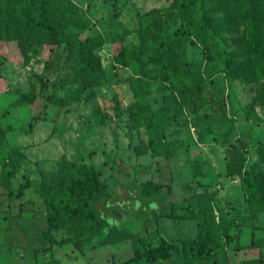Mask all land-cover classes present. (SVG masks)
<instances>
[{
	"label": "rangeland",
	"instance_id": "1",
	"mask_svg": "<svg viewBox=\"0 0 264 264\" xmlns=\"http://www.w3.org/2000/svg\"><path fill=\"white\" fill-rule=\"evenodd\" d=\"M250 1L263 22L264 0ZM2 2H7L5 13ZM36 3L0 0V174H11L16 194L10 198L0 188V225L8 229L4 235L0 228V264H119L161 239L193 237L196 220L158 217L153 212L158 204L145 203L132 188L140 180H157L164 184L159 207L174 203L184 214L197 210L200 201L214 215L219 206H239L233 179L216 173L225 146L236 138L249 147L247 166L255 164L264 199V79L256 78L250 63L235 0H202L207 26L225 45L226 63L216 51L209 59L200 46L176 33L177 0H61L74 23L69 42L59 48L43 33L23 37L21 24L13 21L18 5L39 18ZM257 35L264 68L260 24ZM89 38L95 47L78 49ZM178 40H183L187 70L204 78L198 95L170 86L152 59L161 42ZM217 88L225 97L223 116L216 115L210 100ZM45 108L47 119H34ZM61 159L92 164L113 196L99 210L102 230L83 235L82 255L72 243L48 249L40 215L43 198L34 197L40 170L57 171ZM46 179L51 187L54 179ZM26 181V196L36 200L19 207L22 190L17 187ZM118 210L120 217L114 213ZM239 222L237 237L223 250L192 264H258L257 249L236 246L254 238L264 253V211L252 217L239 208ZM56 232L57 240L75 236L65 229ZM127 264L151 263L141 258ZM157 264L182 263L173 251Z\"/></svg>",
	"mask_w": 264,
	"mask_h": 264
},
{
	"label": "trees",
	"instance_id": "2",
	"mask_svg": "<svg viewBox=\"0 0 264 264\" xmlns=\"http://www.w3.org/2000/svg\"><path fill=\"white\" fill-rule=\"evenodd\" d=\"M235 2L244 18L245 39L250 63L256 78L263 80L262 43L257 35V27L260 24V28L264 32V21L259 19L260 13L257 12L250 0H235ZM36 4L40 13L37 19L22 10L19 5L15 6L16 10L11 14L13 21L21 24L22 36L34 38L43 33L54 48H59L62 44L69 42L71 36L69 29L74 20L65 14L61 0H37ZM1 9L2 13L7 11V2L1 3ZM260 10L264 17V7L261 6ZM177 12L180 26L176 33L178 32L191 43L200 46L202 52L209 59L212 58L211 52L216 51L226 63L228 55L225 51V45L214 30L207 26L202 9V0H177ZM182 42L183 40L161 42V48L152 53V59L156 61L161 75L170 86L179 91L188 89L198 95L202 90L204 78L191 70H187ZM90 43L91 39L89 38L80 41L77 47L81 51L86 46L87 48L95 47L94 44L91 43V46ZM57 53L56 51V58L59 56ZM114 58L119 61L118 56ZM225 71H227L226 65ZM210 100L217 116L226 114L225 97L221 88H217L216 96ZM33 117L36 120H46L47 109L33 114ZM224 153L225 175L229 177L237 175L239 177L246 211L252 217L258 212L264 211L260 177L255 170L254 163L247 166L249 154L247 143L236 138L235 141L229 142L225 146ZM39 173L40 184L35 190L43 198L44 208L40 215L44 216L46 222L43 233L49 242L48 249H51L53 245L61 246L72 243V246L82 255L85 242L83 235L89 234L91 236L102 230L105 219L99 214V210L106 209V200L113 196L106 193V186L100 178V172L92 164L61 159L57 171L40 170ZM10 177L11 174L7 172L0 174V188H4L9 196L13 194L9 184ZM47 177L54 179V184L51 187L47 186L50 185L47 182L49 181L46 179ZM28 186L29 182L26 181L19 184L17 189L21 191ZM44 187L48 189L44 190ZM162 187L164 184L161 182L148 178L136 182L132 189L145 200V203L149 204L155 201L158 204L157 210H153L158 217L174 220H196V234L193 237H179L176 240L161 239L157 244L145 245L142 249L135 250L130 258L119 264H127L141 258H146L151 264H157L167 260L173 251L179 253L182 264H192L214 257L237 237L240 227L239 208L231 204L219 206L217 214L214 215L212 207L200 201L197 210H193L189 214L176 212L174 203H167L161 209L159 207L160 201L165 200L160 194ZM166 187L170 189L169 185ZM126 189L131 188L127 187ZM143 205L142 202L141 206ZM114 213L118 217L121 216L119 210ZM61 229H65L70 234L75 232V236L57 240L52 235V231ZM95 247L96 245H92L90 249ZM236 247V249H257L258 264H264V253L261 252L258 240L252 238L249 244Z\"/></svg>",
	"mask_w": 264,
	"mask_h": 264
},
{
	"label": "crops",
	"instance_id": "3",
	"mask_svg": "<svg viewBox=\"0 0 264 264\" xmlns=\"http://www.w3.org/2000/svg\"><path fill=\"white\" fill-rule=\"evenodd\" d=\"M263 111H264V108H263ZM228 109H227V115H228ZM226 115V114H225ZM250 125V124H249ZM223 150H224V148H223ZM224 152L221 154V164H220V167H219V169L216 171V173L218 174V178H220V179H222V177L223 176H225V158H224ZM223 163H224V165H223ZM227 178H229V179H233V180H231V181H233L234 182V184L232 185V187H236V190L234 191V194L236 195V198H237V201H238V204H239V206H236L235 204H231V205H233V206H235V207H237V208H241L243 211H246V209H245V207H246V204H245V201H244V198H243V192H242V189H241V185H240V179H239V177L237 176V175H234L233 177H229V176H227ZM146 180V179H145ZM154 180V179H153ZM140 181H142V180H140ZM157 181V180H156ZM159 182V181H158ZM10 185H11V188H12V190H13V194L11 195V197L10 198H15V196H16V194H15V188H14V186H13V183H12V178L10 177ZM26 189H27V187L26 188H24L23 190H22V192H19V204H20V206L19 207H21L22 205H24V204H26L27 202H29V201H31V200H33V201H35L36 199L35 198H30V197H27L26 196V194L25 193H27L26 192ZM0 193H1V190H0ZM34 195H37V196H34V197H39V194L38 193H34ZM18 204V205H19ZM27 205H28V203H27ZM23 207V206H22ZM0 210H2V208L0 207ZM248 213V212H247ZM258 213H262L263 214V211H260V212H258ZM5 214L4 213H2V220L4 221L5 220ZM7 227V226H6ZM6 227L5 228H3V226H1L0 225V228L1 229H3V234L5 235L6 233H7V231H8V229H6ZM57 235V233L58 232H56V231H52V234L55 236V234ZM5 237V236H4ZM165 240H167L166 238H164Z\"/></svg>",
	"mask_w": 264,
	"mask_h": 264
}]
</instances>
